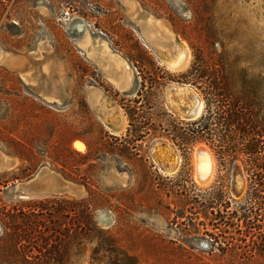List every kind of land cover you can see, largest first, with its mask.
I'll list each match as a JSON object with an SVG mask.
<instances>
[{"label":"rangeland","instance_id":"1","mask_svg":"<svg viewBox=\"0 0 264 264\" xmlns=\"http://www.w3.org/2000/svg\"><path fill=\"white\" fill-rule=\"evenodd\" d=\"M204 1L0 0V49L13 55L9 66L0 64V212L32 201L49 200L54 206L63 200L89 201L98 227L108 231L137 264H264V210L256 206L253 211H237L230 216L235 208H246L250 191L240 163L223 168L209 145L194 142L188 155L190 175L183 185L179 174L185 160L170 139L147 137L138 143L140 157L132 160L112 149L117 138L126 137L129 128L123 105L137 97L144 79L147 86H152L148 99L154 105L153 112H159L158 100L162 98L168 113L187 122L170 104L168 92L172 85L192 87L178 80L194 62L193 47L203 50L208 59L225 49L230 60L237 61L238 69L264 81V0H207L209 13L200 23L197 13L201 8L207 11L201 6ZM43 6L48 15L42 12ZM148 16L160 19L178 42L188 45L190 63L186 70L167 69L142 40L141 30ZM75 18L85 22L92 37L106 39L111 49L128 62L137 86L133 93L118 90L74 44L81 33L68 30V24ZM209 28L211 39L207 37ZM43 39L49 46L36 56L34 52ZM47 54L58 60L61 80L65 72L70 77V89L67 93L61 90L53 103L39 96L44 88H32L13 68L14 55L34 61ZM161 74L165 77L160 78ZM150 78L156 83L150 84ZM93 86L125 116L122 133L114 134L92 107L88 95ZM57 100L65 108L57 107ZM86 142L91 146L90 160L78 156L88 153ZM156 142L161 143L153 153ZM168 144L179 157L172 174L158 166ZM199 144L211 150L216 164L215 176L207 186L195 179ZM50 156L68 160L69 171H61ZM84 178L93 184L91 190L82 182ZM181 185L188 190L184 194L178 187ZM221 186L224 201L231 204L230 213L222 208L212 214L206 208L208 192ZM249 222L257 227L250 229ZM2 234L0 222V237ZM94 247L95 243H84L69 264H93Z\"/></svg>","mask_w":264,"mask_h":264},{"label":"trees","instance_id":"2","mask_svg":"<svg viewBox=\"0 0 264 264\" xmlns=\"http://www.w3.org/2000/svg\"><path fill=\"white\" fill-rule=\"evenodd\" d=\"M198 3L196 1V5ZM209 4L207 0L203 5L200 3L207 7L206 10ZM208 11L201 8L197 13L200 23ZM211 31L209 28L207 32L209 39ZM193 50L194 62L178 82L190 84L199 91L204 103L200 117L181 122L167 112L162 98L158 100L159 112L154 113V105L148 99L152 86H147L144 79L137 97L123 105L129 128L126 137L117 138L112 149L118 150L121 157L132 160L140 157L139 142L149 136H164L183 153L185 164L179 177L184 185L190 175L188 155L191 145L204 142L216 152L221 167H235L237 162L240 163L250 182L246 208H235L230 213L231 204L224 201L222 186L208 192L206 208L211 209L212 214L223 208L232 217L237 211H253L257 207L264 210V81L260 76L253 77L246 70L238 69L237 61H231L225 49L221 53L214 52V59H208L199 48L193 47ZM152 83L156 81L150 78ZM86 144L88 153L78 156L90 160L91 146ZM50 159L61 171H69L68 160L53 156ZM82 182L92 189L90 180L84 178ZM183 185L178 187L184 194L188 190ZM193 195L198 199L197 194ZM259 199L262 201L257 203ZM51 204L49 200L32 201L24 207L0 212L3 227L0 264H69L72 255L79 254L84 243H95L91 255L93 264H137L135 257L122 251L108 231L98 227L89 201L63 200L57 206ZM248 226L250 229L257 227L253 222Z\"/></svg>","mask_w":264,"mask_h":264},{"label":"bare ground","instance_id":"3","mask_svg":"<svg viewBox=\"0 0 264 264\" xmlns=\"http://www.w3.org/2000/svg\"><path fill=\"white\" fill-rule=\"evenodd\" d=\"M42 12L44 14L49 13L44 6ZM68 30L81 33L79 38L74 40V44L89 61L99 67L105 78L118 90L127 91L130 94L136 90L137 86L132 68L123 57L111 49L106 39L92 37L91 30L83 20L78 18L69 22ZM140 35L167 69L172 72H182L187 69L190 63L188 45L184 41L178 42L175 34L165 24L161 23L160 19L157 20L152 16H148ZM48 46L49 43L45 39L41 40L34 54H37L36 56L42 54ZM12 62L13 55L0 49V64L9 66ZM168 93L170 104L176 112L181 114L180 116H187L194 111L199 114L204 108L201 96L190 86L172 85ZM88 97L92 107L101 114L102 121L114 134H120L126 129L125 116L101 89L95 86L91 87ZM53 100L55 98L46 97V101L49 103H53ZM56 103L57 107L65 108L64 104L58 100ZM160 143L156 142L154 148L152 147L153 153L157 151ZM76 147L82 149L80 144H76ZM167 153L169 155L166 157L167 162H165ZM164 154L160 156H163L164 159L161 163L158 162V166L162 172L172 174L178 168L179 157L177 151L172 145L168 144L167 151ZM215 168L216 164L211 150L204 144H199L195 152L196 181L203 186L209 185L215 176Z\"/></svg>","mask_w":264,"mask_h":264},{"label":"crops","instance_id":"4","mask_svg":"<svg viewBox=\"0 0 264 264\" xmlns=\"http://www.w3.org/2000/svg\"><path fill=\"white\" fill-rule=\"evenodd\" d=\"M14 57L13 68L18 69L16 72L21 79L29 83L32 88H44L43 94H39L43 100H46V97L58 99L61 90H63V93H67V90L70 89V77H67L69 73L64 71L65 77L62 81L58 60L50 54L44 55L41 60L34 61L25 56L14 55ZM36 61H38V64H36Z\"/></svg>","mask_w":264,"mask_h":264},{"label":"water","instance_id":"5","mask_svg":"<svg viewBox=\"0 0 264 264\" xmlns=\"http://www.w3.org/2000/svg\"><path fill=\"white\" fill-rule=\"evenodd\" d=\"M182 86H188V85H182ZM126 94H130L129 92L125 91ZM169 94V93H168ZM202 114V112H200L199 114H197V111L192 112L191 114L187 115V116H181L182 119L187 120V121H193L196 120L198 117H200V115Z\"/></svg>","mask_w":264,"mask_h":264},{"label":"built area","instance_id":"6","mask_svg":"<svg viewBox=\"0 0 264 264\" xmlns=\"http://www.w3.org/2000/svg\"><path fill=\"white\" fill-rule=\"evenodd\" d=\"M2 1L7 2L8 0H2Z\"/></svg>","mask_w":264,"mask_h":264}]
</instances>
